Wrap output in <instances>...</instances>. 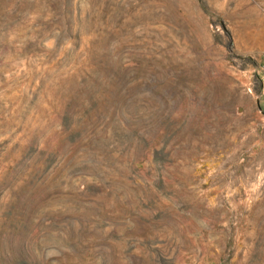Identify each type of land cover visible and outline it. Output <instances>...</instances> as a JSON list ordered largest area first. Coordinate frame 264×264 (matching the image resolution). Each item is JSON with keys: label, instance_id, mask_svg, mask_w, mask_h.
I'll return each instance as SVG.
<instances>
[{"label": "rangeland", "instance_id": "obj_1", "mask_svg": "<svg viewBox=\"0 0 264 264\" xmlns=\"http://www.w3.org/2000/svg\"><path fill=\"white\" fill-rule=\"evenodd\" d=\"M264 0H0V264H264Z\"/></svg>", "mask_w": 264, "mask_h": 264}, {"label": "crops", "instance_id": "obj_2", "mask_svg": "<svg viewBox=\"0 0 264 264\" xmlns=\"http://www.w3.org/2000/svg\"><path fill=\"white\" fill-rule=\"evenodd\" d=\"M257 101L260 109L264 112V79L262 80L260 93L257 96Z\"/></svg>", "mask_w": 264, "mask_h": 264}]
</instances>
